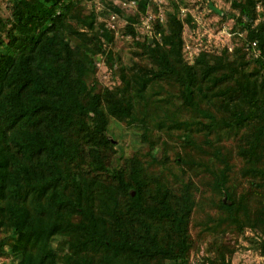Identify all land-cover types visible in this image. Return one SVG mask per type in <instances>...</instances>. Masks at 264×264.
Returning <instances> with one entry per match:
<instances>
[{
	"label": "trees",
	"instance_id": "16d2710c",
	"mask_svg": "<svg viewBox=\"0 0 264 264\" xmlns=\"http://www.w3.org/2000/svg\"><path fill=\"white\" fill-rule=\"evenodd\" d=\"M79 1L16 0L10 20L0 24V229L9 237L13 264H57L55 240L65 247L62 264L186 262L194 208L190 184L173 191L135 159L128 169L106 167L113 147L109 117L133 121V106L110 98V91L97 93L88 42L92 31L105 29H95L93 14L81 15ZM257 2L245 0L239 9L249 45L260 53L253 71L206 54L188 66L179 28L170 30L161 48L145 43L155 68L138 79L140 100L156 83L172 82L185 108L199 112L210 129L254 125L251 147L260 149L264 22L253 27ZM147 4L140 0L138 9L145 12ZM70 19L78 28L68 26ZM231 102V119L219 118ZM195 126L208 128L198 121ZM257 173L264 178V168ZM226 181L222 171L213 188L221 196L220 210L237 222L243 206ZM260 249L264 257V240Z\"/></svg>",
	"mask_w": 264,
	"mask_h": 264
},
{
	"label": "rangeland",
	"instance_id": "374dc122",
	"mask_svg": "<svg viewBox=\"0 0 264 264\" xmlns=\"http://www.w3.org/2000/svg\"><path fill=\"white\" fill-rule=\"evenodd\" d=\"M15 1L0 0V24L10 20ZM139 1L78 2L81 15L93 14L95 29L102 24L105 29L92 31L88 42L95 53L92 82L97 93L110 91V98L133 106V121L109 117L107 136L113 147L107 152L106 167L128 169L135 159L147 174L160 178L173 191L183 184L191 186L194 208L188 225V258L186 262L158 260L154 264H264L260 249L264 240V178L257 173L264 168V143L253 151L254 125L231 130L219 123L221 126L210 129L211 123L199 112L185 108L172 82L149 87L145 101L137 95L138 79L155 68L145 43L161 48L163 33L178 28L186 65L193 66L206 54L219 64L227 60L253 71L260 53L255 44L249 45L247 32L240 25L244 19L239 9L245 0H148L145 12L138 9ZM257 1L253 27L264 22V0ZM68 26L78 28L74 19ZM235 108L231 102L226 106L228 113L217 116L228 121ZM197 121L208 128L199 129ZM255 123L257 127L261 124ZM222 171L227 190L243 206V211L236 213L237 222L220 210L221 196L213 188ZM9 245L8 235L0 229V264L16 262ZM51 248L58 254L57 264H62L65 247L55 240Z\"/></svg>",
	"mask_w": 264,
	"mask_h": 264
}]
</instances>
